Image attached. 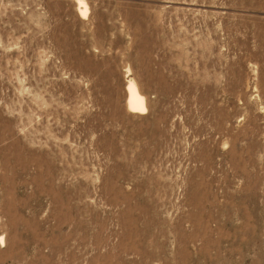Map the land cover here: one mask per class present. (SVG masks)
I'll use <instances>...</instances> for the list:
<instances>
[{
    "label": "rangeland",
    "instance_id": "rangeland-1",
    "mask_svg": "<svg viewBox=\"0 0 264 264\" xmlns=\"http://www.w3.org/2000/svg\"><path fill=\"white\" fill-rule=\"evenodd\" d=\"M0 238V264H264V0H0Z\"/></svg>",
    "mask_w": 264,
    "mask_h": 264
},
{
    "label": "bare ground",
    "instance_id": "bare-ground-1",
    "mask_svg": "<svg viewBox=\"0 0 264 264\" xmlns=\"http://www.w3.org/2000/svg\"><path fill=\"white\" fill-rule=\"evenodd\" d=\"M81 2V1H80ZM79 4V3H78ZM82 4V5H81ZM79 14L82 13L83 15L85 14L87 7L86 5L82 2L79 4L78 9ZM81 14V15H82ZM128 97H127V108L130 111H144L145 109V102L143 96L139 94V92L136 89V86L133 82H128ZM2 238V237H1ZM0 238V239H1ZM2 240V239H1Z\"/></svg>",
    "mask_w": 264,
    "mask_h": 264
}]
</instances>
